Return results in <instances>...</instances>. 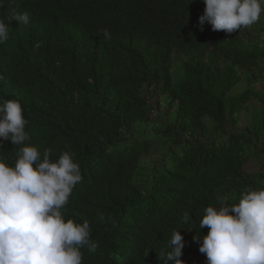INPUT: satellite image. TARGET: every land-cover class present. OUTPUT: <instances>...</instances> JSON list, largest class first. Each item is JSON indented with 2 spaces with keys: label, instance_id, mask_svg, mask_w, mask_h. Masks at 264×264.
I'll list each match as a JSON object with an SVG mask.
<instances>
[{
  "label": "trees",
  "instance_id": "obj_1",
  "mask_svg": "<svg viewBox=\"0 0 264 264\" xmlns=\"http://www.w3.org/2000/svg\"><path fill=\"white\" fill-rule=\"evenodd\" d=\"M204 9V0H0L10 27L0 103L20 101L25 144L41 155L74 153L82 180L62 212L90 224L98 246L82 249L83 264H164L174 229L198 227L217 196L236 203L264 187V23L201 30ZM25 12L27 24L14 19ZM2 143L0 158L14 164L25 145ZM180 231L181 259L207 264L194 237L208 228Z\"/></svg>",
  "mask_w": 264,
  "mask_h": 264
},
{
  "label": "clouds",
  "instance_id": "obj_2",
  "mask_svg": "<svg viewBox=\"0 0 264 264\" xmlns=\"http://www.w3.org/2000/svg\"><path fill=\"white\" fill-rule=\"evenodd\" d=\"M204 3L201 30L207 22L213 31L232 33L257 22L264 12V0ZM14 19L27 24L29 15L17 14ZM9 28L0 19V43L7 41ZM26 124L20 101L0 103V146L9 139L25 145L14 164L0 158V264H83L82 249L87 246L94 253L98 246L91 239L90 224L66 219L62 212L82 180L80 165L70 151L53 160L50 149L41 155L36 146L25 144ZM217 200V206L204 209L198 227L172 231L166 251L160 254L164 264H186L181 259L185 242L180 229L205 227L207 234L197 232L194 239L200 242L207 264H264V187L245 189L236 203L223 196ZM190 220L191 213L185 212L182 222Z\"/></svg>",
  "mask_w": 264,
  "mask_h": 264
},
{
  "label": "rangeland",
  "instance_id": "obj_3",
  "mask_svg": "<svg viewBox=\"0 0 264 264\" xmlns=\"http://www.w3.org/2000/svg\"><path fill=\"white\" fill-rule=\"evenodd\" d=\"M259 20L264 23V12L261 14ZM254 35H256V34H254ZM262 66H264V61L262 62ZM259 81L264 83V77L260 78ZM257 87L260 88V85L258 84ZM239 90L242 91L240 85L235 89V91L238 92ZM165 98H166L165 96H160V95L155 97V99L159 100V102H160V107L157 108V109H159V112H164L166 110V106L167 105H166ZM250 107H251L250 108V110H251L253 108H257L258 105H257V103L255 101H253V102H251ZM157 109L155 108L156 111H158ZM250 110L247 111V112H244L241 115V120H240V123H239L241 128H245L248 125V123L250 121ZM145 130L150 132L151 130H153V126L149 125V126L146 127ZM146 163L149 164L150 160H148ZM258 168H259V163L254 158L248 160V162L245 165L246 171H248L250 173L256 172L258 170Z\"/></svg>",
  "mask_w": 264,
  "mask_h": 264
}]
</instances>
